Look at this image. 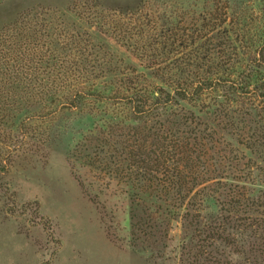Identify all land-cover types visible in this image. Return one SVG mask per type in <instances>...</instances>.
<instances>
[{"label":"rangeland","instance_id":"obj_1","mask_svg":"<svg viewBox=\"0 0 264 264\" xmlns=\"http://www.w3.org/2000/svg\"><path fill=\"white\" fill-rule=\"evenodd\" d=\"M261 6L264 0H0V264H264L256 228L209 231L223 209V183L237 184L227 177L239 178L250 158L260 162L237 139L216 149L227 160L214 174L225 178L218 194L199 193L192 211L201 216L190 225L174 190L117 170L125 166L120 129L107 114L129 131L128 106L90 96L73 102L79 93L120 97L168 87L162 77L191 79L198 68L178 66L193 45L235 57L246 17L247 29L259 26Z\"/></svg>","mask_w":264,"mask_h":264},{"label":"trees","instance_id":"obj_2","mask_svg":"<svg viewBox=\"0 0 264 264\" xmlns=\"http://www.w3.org/2000/svg\"><path fill=\"white\" fill-rule=\"evenodd\" d=\"M258 14L256 28L250 24L247 29L246 17L248 35L244 44L231 47L235 57H222L218 54L221 49L212 45H193L188 51L189 60L178 66L187 69L196 66L198 73L191 79H178L176 84L171 78L162 77L159 80L168 87L155 85L152 92L137 89L120 97L79 93L73 100L77 106L89 96L106 101L115 98L128 106L135 123L127 127L129 131L124 130L120 117L107 114L111 121L117 119L120 129L115 133L119 137L117 143L121 144L117 153L121 151L124 156L125 171L121 167L117 170L135 175L129 178L132 181L158 186L163 183L165 189L174 190L175 204L179 202L180 207L187 208L184 219L190 225L201 216L200 212L192 211L200 203L199 193L206 189L216 192L215 185L225 178L224 173L214 174L222 160H227L220 154L222 151L218 152V158L214 156L221 143L226 144L230 137L237 139L250 156L258 158L259 163H253L252 158L244 163L247 167L239 169L242 172L236 175L239 178L227 177L237 184L223 183V209L209 229L212 237L225 233L228 227L256 228L264 236V106L261 109L255 102L251 106L249 102L246 104V98H257L264 105V6ZM251 48L255 56L248 52L246 57V50ZM147 61L150 66L156 63L154 59ZM205 99L209 100L207 105L203 103ZM231 161L240 165L236 155ZM120 162L123 163L122 158L117 160ZM236 164L233 171H238ZM216 178L221 179L214 181Z\"/></svg>","mask_w":264,"mask_h":264}]
</instances>
